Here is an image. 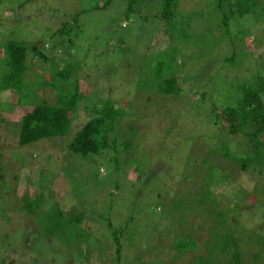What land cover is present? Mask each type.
<instances>
[{
    "label": "rangeland",
    "instance_id": "374dc122",
    "mask_svg": "<svg viewBox=\"0 0 264 264\" xmlns=\"http://www.w3.org/2000/svg\"><path fill=\"white\" fill-rule=\"evenodd\" d=\"M24 1L0 0V44H35L45 54L55 52L49 59L60 68L76 65L71 81L79 82L85 99L110 101L125 114L118 145L131 147L127 152L121 147L115 156L74 155L65 146L79 129H71L73 135L64 141L20 147L22 116L42 101L56 104L58 99L41 80L50 77L49 62L29 56L24 85L35 89H24L20 106L14 91L0 92V264H116L113 232L131 264L137 258L141 264H182L192 255L174 261L173 241L191 235L204 247L211 243V227L229 229L240 239L246 264H264V160L261 169L252 163L242 170L246 130L231 136L224 121L211 114L240 98L238 86L264 77V0L243 18L231 15V35L216 29L214 0L211 5L181 0L182 30L188 29L189 36L204 33L210 41L195 46L185 41L178 44L180 53L177 47L169 51V58L179 53L183 93L178 96L148 94L155 84L149 69L161 59L156 48L168 46L170 39L164 26L158 30L157 22L147 20L155 13L143 0L129 16L125 0L90 12L104 1L32 0L21 11ZM63 24L64 42L54 51L59 39L54 33ZM249 33H257L261 43L254 46ZM72 41L74 46H68ZM4 72L1 65L0 76ZM190 87L206 90L209 111L206 105H189ZM83 105L71 117L75 129L89 118ZM126 123L133 125L130 135ZM259 141L264 144V134ZM51 214L57 217L50 222ZM60 214L66 222L83 216L82 223L71 233L48 235L45 228L58 226Z\"/></svg>",
    "mask_w": 264,
    "mask_h": 264
},
{
    "label": "trees",
    "instance_id": "16d2710c",
    "mask_svg": "<svg viewBox=\"0 0 264 264\" xmlns=\"http://www.w3.org/2000/svg\"><path fill=\"white\" fill-rule=\"evenodd\" d=\"M31 1L32 0H25L23 3L19 4L18 9L21 11L24 10L26 5ZM103 1L101 5L96 4L93 7H89L90 9L88 12L105 10L111 0ZM125 1L127 3L125 14L129 16L135 12V6L140 0ZM143 1L145 6L152 7L153 13H155L153 17H148L147 20L151 21L152 24L157 22L158 30L160 26H164L163 29L166 30V33L169 32L170 39L168 46L162 49L156 48L160 52L161 59L156 61L155 65H152L149 69L150 75L155 76V84L147 89L148 94L157 96H178L183 93L182 87L179 85L180 71L177 70V58L181 52L178 48V44L186 41L193 46L196 44L202 45L207 41L209 42L210 39L205 37L204 33L200 35L192 34L189 36L187 35L188 29L182 30L184 23H178L180 17L178 10L181 0ZM202 1H204V3L206 2L205 4L207 5H211L213 0ZM213 2L216 8L214 9L216 16L219 17L216 29H219L218 31L220 32L224 30V35H231L232 27L229 28V18L231 15L237 12L239 17H245L252 12L251 9L256 10L258 8V2H260V0H214ZM156 4L159 5L158 8H155ZM74 20H77V16ZM213 25L214 24H212V31L214 30ZM66 28V24H63L55 31L54 36H57L59 39L54 47V51L58 49L57 46L63 44L64 41L61 38L65 36ZM170 32H172V35ZM249 34L253 35L252 42L254 46L261 43V41L257 39V33ZM171 36H177V42L176 39ZM244 36L245 35L242 36V39ZM221 38L220 40H222ZM155 40L157 43L159 42L158 37H156ZM229 44L232 48L234 47L233 43ZM72 45L74 46L73 41L68 42V46L72 47ZM71 47H69V49ZM176 47L179 53L173 54V56L169 58V51H175L174 49ZM253 49H255V47ZM0 54H2V57H0V64L5 68L4 74L0 76V92L9 90L14 91L18 95L17 104L19 106L21 105V95L24 89H33V86L26 87V85H24L25 73L28 67L26 62L27 58L31 56V58H37L39 61L49 62L50 77L48 81L42 78V84L51 87L58 97L56 104H49L42 101L32 106L31 111L22 116L18 122V145L20 147L28 146L43 140L57 138L64 141V139L66 140L73 135L71 129L72 131L79 129L70 138L68 145L65 146V148L74 155L86 158L88 156H100L102 153L106 152V155L107 153H114L113 155L115 156L116 153H121L120 150H118L121 147L124 152L130 149L131 145L126 142L120 143V146L118 145L121 137L119 130L125 122V114L116 109L110 101L97 103L94 99L90 100L87 97L85 99V95L80 91L79 82L76 80L71 81V74L76 65L66 64L63 65V68H60L59 65L56 64L55 59H49V55L51 56L53 54L43 53L38 45L18 43L17 41L7 40L6 43L0 44ZM232 57L234 58V54ZM128 66L127 69L129 68ZM35 86L38 88L42 85L36 83ZM190 88V93L185 94L188 103H190L189 105L197 106L200 104L201 109L204 108L205 105L208 108V104L206 103L208 98L206 90L204 88ZM237 88L241 93L240 98H237V100L233 101L231 105L226 106L222 111L218 112L215 108L214 112L211 114L217 117L218 120L224 121L228 133L231 136L235 135L238 129L246 130L243 136L248 142V151L247 157L242 158L241 161L242 170L250 168L245 167L244 164L247 166L252 163L257 164L258 168L261 169L264 160V144L259 141V137L264 134V77L257 75L251 84H244ZM63 91L67 92L65 97L61 96ZM191 96H195L197 100L193 101ZM82 102L84 103L82 110L84 113H87L89 118L84 124L75 129L73 128L74 123L71 117L81 113L77 112V110ZM132 115L133 114H130L128 117L130 118ZM125 127L130 135V128L133 127V125L131 123H126L124 125V128ZM206 163L208 169H211V165H209L208 162ZM211 171L212 170H209L207 172V177L210 176ZM41 196L42 195H39V198ZM25 200L29 201V199ZM34 216H36L35 212ZM58 216L63 220L58 226L54 227L53 225H48L45 228V232L50 236L56 234L58 231L71 233L72 229L81 225L83 219V216L75 215L70 217L68 222H66L64 218H62V214ZM56 217L57 216L51 214L49 216V218H51L50 222L55 220ZM109 228H111V225H109ZM209 235L211 243L204 245V247H200L198 242L195 241V238L191 235L176 238L173 241L176 251L173 260H183L185 256L192 255V261L182 264H246V256L242 255V250L239 245L240 239L233 235L229 229L217 230L211 227ZM112 236L115 252L114 263L120 264L121 259H124L127 264H131L128 257L122 256L124 249L121 243L122 241L120 242L121 238L116 232H113ZM140 260L141 258H137L135 264H141L139 263Z\"/></svg>",
    "mask_w": 264,
    "mask_h": 264
}]
</instances>
